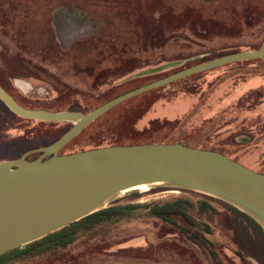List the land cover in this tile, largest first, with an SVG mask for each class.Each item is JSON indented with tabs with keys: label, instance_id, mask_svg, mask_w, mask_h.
Segmentation results:
<instances>
[{
	"label": "rangeland",
	"instance_id": "1",
	"mask_svg": "<svg viewBox=\"0 0 264 264\" xmlns=\"http://www.w3.org/2000/svg\"><path fill=\"white\" fill-rule=\"evenodd\" d=\"M56 11L66 19L86 18L95 24V35L59 40L54 35L55 22L62 18ZM263 38L264 0H0V85L28 109L66 112L69 105L78 103L86 115L117 94L157 79L150 75L113 89L122 78L123 82L133 80L127 78L197 56L256 51ZM254 61L211 71L224 74L229 89L234 85L239 88L235 102L211 119H206V114L204 119L200 117L198 108L185 120L139 123L149 109L155 108L156 114L177 101L191 103L199 94L204 106L209 107L208 94L214 88L208 79L200 77L211 73L206 72L123 102L87 126L58 154L76 153L94 145L134 143L141 140L139 134L149 130L157 139L220 149L242 165L264 172V71ZM13 115L0 101V163L28 146H49L57 135H64L73 126V122H23ZM146 188L122 192L106 206L131 201L169 202L180 196L204 200L207 196L164 185ZM133 192L139 197L130 200ZM213 200H217L211 202L217 208L221 207L218 202L226 203ZM204 220L217 233H228L217 217ZM149 229L145 225L131 226L129 232L141 237L114 248L93 243L58 264H204V257L190 255L173 239L152 242L146 250L143 236ZM124 237L123 231L116 232L117 243ZM220 252L223 264H243L227 244ZM247 264L257 263L247 260Z\"/></svg>",
	"mask_w": 264,
	"mask_h": 264
},
{
	"label": "water",
	"instance_id": "2",
	"mask_svg": "<svg viewBox=\"0 0 264 264\" xmlns=\"http://www.w3.org/2000/svg\"><path fill=\"white\" fill-rule=\"evenodd\" d=\"M252 60L264 65V38L256 51L233 52L185 68L116 96L86 115L25 108L0 85V101L15 116L36 122H73L51 145L0 163V255L73 224L105 208L114 196L140 186L164 185L222 200L264 229V173L220 152L181 143H144L58 154L97 118L129 99L192 75ZM182 63L144 70L127 80ZM34 153L40 155L27 160Z\"/></svg>",
	"mask_w": 264,
	"mask_h": 264
},
{
	"label": "trees",
	"instance_id": "3",
	"mask_svg": "<svg viewBox=\"0 0 264 264\" xmlns=\"http://www.w3.org/2000/svg\"><path fill=\"white\" fill-rule=\"evenodd\" d=\"M233 52L236 53V51L234 50ZM233 52L224 53V54L223 53L213 54V55L211 54L209 56L202 55V56L194 57L195 59L194 58L185 59L184 63H182L181 66L165 71L160 74L153 75L157 79H154L151 82L164 78L168 75L176 73L185 68L197 65L199 63H203L211 59L232 54ZM251 62L252 61H245L241 63H251ZM254 62H257L259 64V70L264 71V65L262 61L255 60ZM234 64L237 65L239 63H234ZM234 64H229V65H234ZM214 70L216 69H212L206 72H211ZM206 72H202L178 80L177 82L170 83L168 85L154 89L142 95L143 96L150 95L165 87H169L173 84H178L181 83L182 81L184 82L189 79L198 77ZM211 75L214 76L208 81H210L209 82L210 87L212 86L214 89H213V93L211 92L210 94H208L209 103H207V105L209 106L208 108L210 110L209 113H207L206 115L208 116L206 117V119H211L215 117L216 114L220 112V110L224 109L228 104L235 102V99H237L236 98L237 95H239L238 94L239 88L236 87L235 85L231 89L228 88L227 80H223L224 74L221 73L214 74L213 72H211L209 75L206 76H211ZM206 76L202 75L200 77L204 79ZM123 79L124 78H122L117 83H115L112 86V88L122 89L127 85H129L132 81L142 80L145 78L133 79L125 82H123ZM218 79H222L223 81H218ZM222 84L225 85L224 88L220 90L219 87ZM138 87H135L133 89H136ZM128 91H123L122 93L117 94L116 96H119ZM203 92L204 89L202 90V93ZM232 94L234 96L233 98L230 97L229 100L230 102H228L223 108L221 107L217 110V107L220 104L217 101H220V99H222L223 97L227 98ZM116 96H114L113 98H115ZM209 97L211 99H209ZM198 108H199L198 114L200 115V117L204 119V99H201L200 94L198 95L195 101H192L190 103V108L187 115L183 116V118H179L175 120H169V119L167 120L169 121H180L183 119L185 120L189 116L197 112ZM154 109L155 108H152V110L149 109L148 111H146L144 116H142L141 119L139 120V123L145 125L147 121L149 122L152 120H156L157 118H152V116L154 115ZM66 112H79L83 115L85 114L83 113L82 108L78 103H73L69 105L66 108ZM250 115L251 112L248 113V118L251 117ZM13 116L16 117L17 119L22 120L23 122L55 125V123L36 122L33 120L22 119L15 115ZM148 132L150 131L149 130L143 131L141 134L137 136L139 137V139H141L140 141H136L134 143H129L126 145L144 144V143H163V144L181 143L186 146L200 148L201 150L203 149V150L217 151L229 157L230 159L235 160L234 157L229 156L220 149L208 148L205 146L201 147L199 145H194L188 141L157 139L154 133L152 132L148 133ZM29 134L30 133H28V135ZM61 136L57 135L52 143H54L59 138H61ZM117 145H124V144L113 143L105 147L117 146ZM95 148H102V146L94 145L93 147L87 150L95 149ZM32 149H37V147L28 146L26 149L21 151L19 155L8 160L17 159L22 154ZM71 153L73 152L67 154H71ZM38 155L39 153L31 154L32 157L29 158L28 156L27 160L28 159L34 160L35 158L38 157ZM255 171L260 172L257 170ZM260 173H264V172H260ZM138 197H139L138 193L133 192L131 193L130 200H134ZM204 197L206 198L204 200H200V199L194 200L187 196H180L173 200H170L169 202L154 201L150 203L133 204V202L131 201L122 205H116V203H112L106 206L105 208L99 209L98 211L76 222H73V224H69L68 226L56 232L48 234L47 236L37 241H34L22 247L1 254L0 264H58L63 261H66V259H68V257L74 251L83 249L93 243L104 244L105 248L118 247L120 245L127 244L141 237V235L138 236L136 232L133 233H131L132 231L129 232V228L131 226H137V225L150 226L151 228L143 236L146 243L145 245L146 250L149 247L148 245H151L152 242L158 244L161 241H163V239L164 240L173 239V241L174 240L178 241L184 247V249L188 253H190V255H193L198 259L200 257H204V264H223L219 256V252L221 251V249H223V245L225 243L232 249L235 256L238 257L243 264H247V260H252L257 264H264V229L262 228V226L252 217L238 210L234 206L223 202H218L221 207L217 208L211 203L217 200H213V198H210V196H204ZM216 217L222 223V226L224 227V229L227 230L228 233H222V234L221 232L217 233L215 229L211 226V224L208 221L204 220V218L214 219ZM122 228L123 229L126 228V229L121 230ZM120 231L121 232L123 231L125 237L123 241L117 243L116 240L118 239H116V232H120ZM107 244L109 245L107 246ZM110 264H117V263H110Z\"/></svg>",
	"mask_w": 264,
	"mask_h": 264
},
{
	"label": "flooded vegetation",
	"instance_id": "4",
	"mask_svg": "<svg viewBox=\"0 0 264 264\" xmlns=\"http://www.w3.org/2000/svg\"><path fill=\"white\" fill-rule=\"evenodd\" d=\"M56 11L58 17L62 18L61 21L55 22V32L54 35L59 40H75L78 36L89 33V35H95V24L90 23L86 18L84 19H66L65 14ZM61 44V43H60ZM63 44V43H62ZM40 155V153H39ZM38 155V156H39Z\"/></svg>",
	"mask_w": 264,
	"mask_h": 264
},
{
	"label": "crops",
	"instance_id": "5",
	"mask_svg": "<svg viewBox=\"0 0 264 264\" xmlns=\"http://www.w3.org/2000/svg\"><path fill=\"white\" fill-rule=\"evenodd\" d=\"M214 75H211V76H206L205 78L206 79H211ZM252 80V79H250ZM248 80V81H250ZM248 81H245L243 84H245L246 82ZM224 85L225 84H222L219 89H223L224 88ZM252 88H255V87H249L248 89H252ZM220 93V92H219ZM219 95V94H218ZM233 94L230 95L229 97L225 98L223 97L222 99H220V101H217L219 104V106L217 107V110L219 108H223L228 102H230V97L233 98ZM189 108H190V103L186 102V101H177L174 103V105H172L170 108L166 109V110H158V112L155 114V110H154V116H152V118H157V119H163V118H166V119H169V120H175V119H179V118H183V116L187 115L188 112H189ZM209 108L207 106H204V115L207 113H209ZM205 115V116H206ZM208 117V116H206ZM238 162H240L238 160ZM241 163V162H240ZM242 164V163H241ZM244 165V164H243ZM246 166V165H245Z\"/></svg>",
	"mask_w": 264,
	"mask_h": 264
},
{
	"label": "bare ground",
	"instance_id": "6",
	"mask_svg": "<svg viewBox=\"0 0 264 264\" xmlns=\"http://www.w3.org/2000/svg\"><path fill=\"white\" fill-rule=\"evenodd\" d=\"M147 186H140V187H138V188H136V189H141V190H143V189H145ZM147 189V188H146Z\"/></svg>",
	"mask_w": 264,
	"mask_h": 264
}]
</instances>
